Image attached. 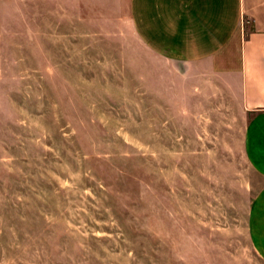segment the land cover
Masks as SVG:
<instances>
[{
  "label": "rangeland",
  "instance_id": "rangeland-1",
  "mask_svg": "<svg viewBox=\"0 0 264 264\" xmlns=\"http://www.w3.org/2000/svg\"><path fill=\"white\" fill-rule=\"evenodd\" d=\"M125 36L0 37V264H264L247 121L141 79Z\"/></svg>",
  "mask_w": 264,
  "mask_h": 264
},
{
  "label": "crops",
  "instance_id": "crops-1",
  "mask_svg": "<svg viewBox=\"0 0 264 264\" xmlns=\"http://www.w3.org/2000/svg\"><path fill=\"white\" fill-rule=\"evenodd\" d=\"M114 29L135 40L141 79L238 107L248 165L264 180V0H0V37ZM247 224L264 261V185Z\"/></svg>",
  "mask_w": 264,
  "mask_h": 264
}]
</instances>
